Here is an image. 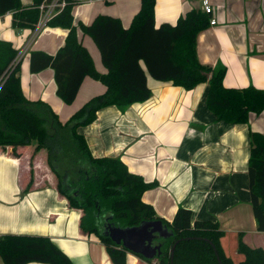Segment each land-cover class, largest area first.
<instances>
[{"label": "crops", "instance_id": "obj_1", "mask_svg": "<svg viewBox=\"0 0 264 264\" xmlns=\"http://www.w3.org/2000/svg\"><path fill=\"white\" fill-rule=\"evenodd\" d=\"M109 1L72 8L78 41L100 74L106 73L100 53L78 26L90 25L96 16L107 15L119 19L127 29L140 8V0ZM209 1L213 10L209 20L216 24L197 37L198 61L214 72L224 68L225 88L264 90V0ZM20 3L23 8H30L33 0ZM194 9L200 10L199 0H155V28L174 25L180 16ZM13 14L11 11L0 17V40L11 43L18 51L31 38L33 29L14 28ZM67 33L59 27L42 28L19 65L24 96L48 104L61 123L105 91L99 81L85 77L74 101L67 105L56 96L50 68L30 73V53L54 55L64 45ZM147 85L151 92L147 101L125 109L102 108L93 123L76 129L90 154L98 159L119 160L130 174L150 184L141 201L160 220L171 223L182 207L191 211L192 222L216 223L222 232L221 249L235 264L244 259L237 252L239 241L264 253V232L257 231L248 179L249 135H264V111L250 115L247 124H226L218 122L207 110V83L185 90L148 77ZM11 151L0 148V237L44 236L73 264H113L96 236L82 235L80 212L68 209L54 187L44 185L43 176L35 177L25 191L30 179L32 147L19 149V157L12 156ZM43 157L44 154L39 155L34 164L42 167L37 160ZM126 264L148 263L127 252Z\"/></svg>", "mask_w": 264, "mask_h": 264}, {"label": "trees", "instance_id": "obj_2", "mask_svg": "<svg viewBox=\"0 0 264 264\" xmlns=\"http://www.w3.org/2000/svg\"><path fill=\"white\" fill-rule=\"evenodd\" d=\"M45 0H33L23 8L20 0H0V17L13 12L12 26L33 29L38 20V6ZM63 11L49 22V27L67 30L65 43L54 55L33 51L29 56L30 73L50 68L54 73L56 96L71 104L85 77L105 86L101 95L88 100L65 122L61 123L50 106L42 101L28 100L21 89L19 65L10 64L17 50L0 40V148H10L14 157L19 149L32 147L29 157L30 179L33 185L43 166L34 164L44 155L51 175L44 185L54 187L68 209L80 212L79 229L84 236H96L106 247L113 264H126L123 248L115 246L103 235L101 218L111 216V224L135 226L141 221H161L173 236L160 240L161 254L148 264H170V250L176 243L173 264H235L220 246L222 232L216 223L192 222L190 210L179 207L171 223L160 220L153 209L142 203L141 196L151 187L140 177L130 174L116 159L94 158L78 127L93 123L96 113L105 107L125 109L147 101L151 92L150 77L185 90L208 84L206 107L218 122L247 124L250 115L264 111V90L254 87L225 88V70L202 65L196 55L198 35L209 27V17L200 10L180 16L174 25H154L155 0H140V8L129 28L119 19L98 15L90 25H79L80 31L96 45L106 69L98 73L87 50L78 41L73 26L72 8L81 0H66ZM105 0V4H109ZM248 179L251 206L257 231L264 232V135L250 132ZM35 172V174H34ZM35 175V176H34ZM42 181V180H41ZM103 228V229H102ZM212 244V245H211ZM237 252L244 259L238 264H264L260 248H250L239 241ZM0 257L3 264H73L48 237L3 235L0 237Z\"/></svg>", "mask_w": 264, "mask_h": 264}, {"label": "water", "instance_id": "obj_3", "mask_svg": "<svg viewBox=\"0 0 264 264\" xmlns=\"http://www.w3.org/2000/svg\"><path fill=\"white\" fill-rule=\"evenodd\" d=\"M103 235L109 238L115 246L121 247L135 256H140L144 260L151 261L157 259L161 254L159 241L171 238L173 233L161 221L156 220L141 221L135 226L127 227L108 224L104 226ZM176 243L170 250V264H173L172 259ZM215 256L218 263L221 264L216 252Z\"/></svg>", "mask_w": 264, "mask_h": 264}, {"label": "built area", "instance_id": "obj_4", "mask_svg": "<svg viewBox=\"0 0 264 264\" xmlns=\"http://www.w3.org/2000/svg\"><path fill=\"white\" fill-rule=\"evenodd\" d=\"M105 0H81L79 4H92L94 2H104ZM200 1V11L207 15L209 19L212 16V6L209 0H199ZM66 0H45L38 6V20L33 28V35L31 38L17 51L14 60L10 64V69H13L21 60L26 56L32 40L35 35L44 27L48 26L55 17H57L63 9L66 7ZM216 24L215 20H209V26H214ZM1 86V84H0Z\"/></svg>", "mask_w": 264, "mask_h": 264}, {"label": "rangeland", "instance_id": "obj_5", "mask_svg": "<svg viewBox=\"0 0 264 264\" xmlns=\"http://www.w3.org/2000/svg\"><path fill=\"white\" fill-rule=\"evenodd\" d=\"M44 155H45V153H44ZM43 159L45 160L44 157L41 159V161L40 160H37V161H39L43 165V168L41 169L42 170L41 173H40V171H38L39 173H37V174H39V175H43L44 174L45 175L47 173V178L45 180H48L49 177H50V175H51V173H50V171H49L48 167L46 166L45 161Z\"/></svg>", "mask_w": 264, "mask_h": 264}, {"label": "flooded vegetation", "instance_id": "obj_6", "mask_svg": "<svg viewBox=\"0 0 264 264\" xmlns=\"http://www.w3.org/2000/svg\"><path fill=\"white\" fill-rule=\"evenodd\" d=\"M109 217H110V216H109ZM109 217H107V218L104 217V218H101V219L99 220V222L102 223V225H103L102 227H103V228H104V226H106V225H108V224H111V221H110V220H111L112 218H109ZM103 228H102V229H103Z\"/></svg>", "mask_w": 264, "mask_h": 264}]
</instances>
